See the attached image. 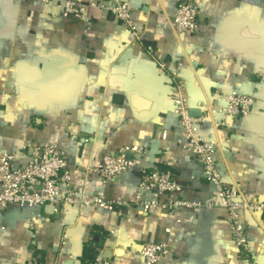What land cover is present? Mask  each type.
I'll return each instance as SVG.
<instances>
[{"label": "crops", "instance_id": "crops-1", "mask_svg": "<svg viewBox=\"0 0 264 264\" xmlns=\"http://www.w3.org/2000/svg\"><path fill=\"white\" fill-rule=\"evenodd\" d=\"M77 1L88 5L82 18L64 17L61 0H0V156L16 152L23 163L25 148L63 145L77 181L89 177L88 196L134 201L139 167L106 184L88 176L87 167L141 146L142 165L171 170L185 186L182 199L210 203L215 185L180 144L176 71L196 115L213 102L224 105L228 94L255 98L250 116L209 115L201 134L216 141L220 172L239 197L264 203V0H193L201 22L195 34L170 28L180 0H132L139 37L107 9L92 6L113 0ZM2 220L0 264H26L34 256L77 264L91 245L113 264H145L148 242L170 249L156 264H264V210L242 214L249 259L219 207H183L173 217L136 206L129 212L12 206Z\"/></svg>", "mask_w": 264, "mask_h": 264}, {"label": "built area", "instance_id": "built-area-1", "mask_svg": "<svg viewBox=\"0 0 264 264\" xmlns=\"http://www.w3.org/2000/svg\"><path fill=\"white\" fill-rule=\"evenodd\" d=\"M45 4L60 0H35ZM63 15L66 18H82L88 7L77 0H61ZM92 5V4H91ZM92 6L107 9L128 26L132 35L139 37L134 22L132 0H113L110 4L96 3ZM200 12L193 0H180L177 10L172 15L170 28L176 33L195 34L200 28ZM153 53V47L148 48ZM164 70L166 64L160 62ZM172 98L181 126L180 144L187 149L201 166L203 175L216 187V198L207 204L189 202L182 199L185 186L178 182L171 170L147 168L142 165L145 148L141 146L125 147L118 152L108 154L96 167H87L88 176L95 174L102 183L117 182L127 171L139 167L138 197L134 201L109 200L100 195L88 196L89 177L77 181L68 168L67 153L63 145L45 143L25 148L23 163H18V153H4L0 156V222L12 206L20 208L51 206L55 212L65 206L100 207L107 210L129 212L134 206L144 212L160 211L170 216H177L183 207L223 208L228 212V220L234 240L240 254L250 258L249 243L242 214H252L264 210V203L247 201L230 183L226 182L218 167L216 153L218 145L201 134V127L207 116L222 114L237 120L250 116L256 100L252 95L232 93L223 96L224 105L211 103L199 116L191 114L188 90L176 71L172 72ZM167 135L166 131L163 133ZM141 192L151 195L150 199L141 197ZM162 197L165 199H162ZM36 221V217L28 223ZM169 231V230H168ZM170 253L165 244L152 242L143 245L141 256L145 264H156ZM26 264H47L34 256ZM77 264H83L78 261ZM88 264H113L111 257L102 248H98L94 260Z\"/></svg>", "mask_w": 264, "mask_h": 264}, {"label": "trees", "instance_id": "trees-1", "mask_svg": "<svg viewBox=\"0 0 264 264\" xmlns=\"http://www.w3.org/2000/svg\"><path fill=\"white\" fill-rule=\"evenodd\" d=\"M160 170H168V169H160ZM98 248H99L98 245H96V246L91 245L88 249V258L83 259L82 263L83 264L91 263L97 254Z\"/></svg>", "mask_w": 264, "mask_h": 264}, {"label": "water", "instance_id": "water-1", "mask_svg": "<svg viewBox=\"0 0 264 264\" xmlns=\"http://www.w3.org/2000/svg\"><path fill=\"white\" fill-rule=\"evenodd\" d=\"M191 114H192L193 116H199V115H196V114L194 113V111H192V107H191Z\"/></svg>", "mask_w": 264, "mask_h": 264}]
</instances>
